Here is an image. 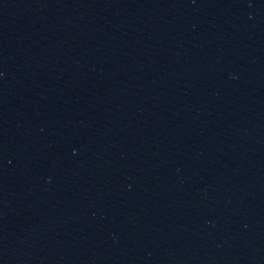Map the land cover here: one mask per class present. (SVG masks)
Segmentation results:
<instances>
[{
	"label": "water",
	"instance_id": "1",
	"mask_svg": "<svg viewBox=\"0 0 264 264\" xmlns=\"http://www.w3.org/2000/svg\"><path fill=\"white\" fill-rule=\"evenodd\" d=\"M0 264H264V0H0Z\"/></svg>",
	"mask_w": 264,
	"mask_h": 264
}]
</instances>
